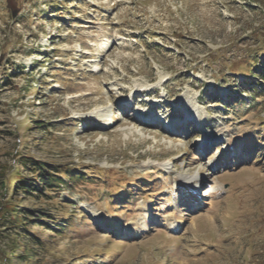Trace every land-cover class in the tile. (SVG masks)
<instances>
[{"label": "rangeland", "instance_id": "1", "mask_svg": "<svg viewBox=\"0 0 264 264\" xmlns=\"http://www.w3.org/2000/svg\"><path fill=\"white\" fill-rule=\"evenodd\" d=\"M0 173V264H264V0H0Z\"/></svg>", "mask_w": 264, "mask_h": 264}, {"label": "trees", "instance_id": "2", "mask_svg": "<svg viewBox=\"0 0 264 264\" xmlns=\"http://www.w3.org/2000/svg\"><path fill=\"white\" fill-rule=\"evenodd\" d=\"M232 69L234 71H239L238 68H235V66L232 67ZM22 163L26 167H30V165L32 166L31 169L33 170V174L35 175V177L32 178L33 182H27L25 176H23L19 169L16 168L12 171L11 177H6L5 173L3 174L5 176L3 183L7 191L11 190L17 192L19 190H23L24 192L29 194H34L36 192H41L42 194H44L46 190H55V187L64 182V179L62 178L63 174L69 176V178H80L79 174H70L68 173V170L59 171L56 170L57 168L47 170V162H42L40 160L24 159L22 160ZM40 187L42 188L41 190ZM1 206L4 215L1 217V221L9 223L10 227L19 228V226H21L22 224L20 221L23 219L25 213H23L21 209L17 208L18 205L12 202V198L4 200ZM34 221L35 224L43 222L41 216H39V218L35 219ZM5 264H11V258H8L5 261Z\"/></svg>", "mask_w": 264, "mask_h": 264}, {"label": "bare ground", "instance_id": "3", "mask_svg": "<svg viewBox=\"0 0 264 264\" xmlns=\"http://www.w3.org/2000/svg\"><path fill=\"white\" fill-rule=\"evenodd\" d=\"M121 102H122V106L124 108H126V110L131 111V107H129L127 105V103H125L124 101H121ZM153 106L154 105H150L148 108H150L152 110H155ZM133 117L136 120H142V121L148 123V121H146V119H145V115H143L141 113H134V116ZM152 118L153 117H150L149 123H152L153 122V119ZM187 120L188 121H185V122H182V120H179V121H177V120H171V123L172 124L166 123V126H164V128L167 127L166 131L167 130L168 131H173V130L175 131V130H177L179 128L182 129V130H185L186 127H187L188 122L190 123V122L193 121V119L191 118V116ZM201 141L207 142L206 147H203L202 148L201 147V144L199 146V150H202L203 151V150L208 149V147H209V145H210V143L212 141L215 143V138L214 137H211V136H207V137H204L203 139H201ZM201 141H200V143H201ZM250 143H251L250 133L249 132H245V133H243V132L241 133L240 132L238 134V136L234 137L231 140L230 144L228 145L227 149L225 150V154L230 155V156L232 154H234L235 156H237L238 153H239V151L241 150V148L249 145ZM162 164H164V163H162ZM179 180L182 182L184 188L188 191V196H193V199L194 200H198L200 198L197 202L193 203V204H195L194 206H193V204H191L192 200H190L191 202H190V206L189 207H192L193 206V208H194L197 203H200L201 202L200 201L201 200V196L198 197V195L196 194L197 188L196 187H193V184H190L191 180H190V178H188L186 176L180 177ZM196 180H202V178L198 176V178H196ZM202 184H203V180H202ZM190 187L192 189H196V190H191ZM178 201L179 200H178L177 196L174 195V198L171 201V206L174 203L176 205L178 203ZM98 221H99V223H103L104 222V220L102 219L101 216H98ZM173 221H176V225H179V226L181 225V223H183V219H181L179 217H175ZM170 223H172V222H170ZM148 228H149V222H148V218H146L136 228L128 229V230H131V232H134L135 234H140L141 232H143L144 230H147Z\"/></svg>", "mask_w": 264, "mask_h": 264}]
</instances>
